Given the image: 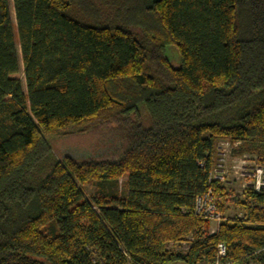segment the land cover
Here are the masks:
<instances>
[{"label":"trees","instance_id":"obj_1","mask_svg":"<svg viewBox=\"0 0 264 264\" xmlns=\"http://www.w3.org/2000/svg\"><path fill=\"white\" fill-rule=\"evenodd\" d=\"M11 6L13 22L0 0V264H264V190L230 200L209 180L220 142L264 165V0ZM106 125L105 154H54L51 140ZM209 190L212 234L195 215ZM229 204L240 216L225 219Z\"/></svg>","mask_w":264,"mask_h":264},{"label":"rangeland","instance_id":"obj_2","mask_svg":"<svg viewBox=\"0 0 264 264\" xmlns=\"http://www.w3.org/2000/svg\"><path fill=\"white\" fill-rule=\"evenodd\" d=\"M8 8L10 11L11 21L13 22V12H12V6H11V0H8ZM16 53L18 58V64H19V70H20V79H21V86L22 90H24V80L22 76V70H21V63H20V57H19V51L18 46H16ZM164 55L169 61V64L172 68L177 69L179 68V57L176 47L174 46H166L164 49ZM113 127L112 125H106L105 127H101L94 132L88 133L86 135H79V136H72L67 139L57 138L55 140H51L52 150L57 158L62 157H71L76 160H83L91 153H97V155L105 154L104 152H101V150L97 151L99 149V144H101L102 139L108 134L110 135L112 133ZM225 142H220L219 146L220 149H224L225 152L221 149V152L225 153L224 157L225 162L221 161L223 156L220 155L219 149L216 151V157H215V164L214 169L219 172L220 176H223V180L221 183L224 185V187L228 191V198L232 200L236 196H241L243 190L245 189V184L248 182V179L244 177L242 174H240L241 170H232V167L238 165L235 158L233 156V149L230 147L224 148L223 145ZM222 145V146H221ZM230 148V152H229ZM232 149V150H231ZM222 165V167H221ZM247 172H250L249 170H245ZM218 174V173H217ZM122 182V181H121ZM120 191L123 190L122 185H120ZM84 195L87 198H90L93 195V189L92 188H84L83 189ZM215 199V198H214ZM223 215L225 219H235V217L240 216L239 211L235 209L231 204L228 205V209L224 210ZM216 231V226L214 223L210 221V227L207 230L208 234H212V232ZM169 250H173V252H179V251H185L187 248L186 243H178V244H169L167 246ZM217 260H220V258L217 256ZM216 263H225V264H233L229 261L224 262H216Z\"/></svg>","mask_w":264,"mask_h":264},{"label":"built area","instance_id":"obj_3","mask_svg":"<svg viewBox=\"0 0 264 264\" xmlns=\"http://www.w3.org/2000/svg\"><path fill=\"white\" fill-rule=\"evenodd\" d=\"M222 146V145H221ZM223 147L228 148L230 145L228 143H225ZM219 153L221 156L224 157L225 150L221 152L220 147H218ZM230 152V148H229ZM237 158L234 160L235 162L238 163V165L232 167V170H241L242 174L244 177L248 179V182L245 184V188L249 187L251 188L254 192L259 193L264 190V165H259L257 162L249 158L247 156H242V157H235ZM225 157L221 159V161L225 162ZM222 167V165H221ZM249 170L250 172H247L245 170ZM218 173V174H217ZM209 180H217L221 182L223 180V176L219 175V172L213 169L212 173L209 176ZM195 215L202 217L205 220H209L212 223L219 224V222L222 221V216L218 212L215 200L212 196L211 190L207 191L206 195L202 198H198L195 202ZM214 232V231H213ZM212 232V233H213ZM217 249V256L222 259L225 258L226 255V249L225 246L221 243H219L216 247ZM216 264H225V263H216Z\"/></svg>","mask_w":264,"mask_h":264},{"label":"bare ground","instance_id":"obj_4","mask_svg":"<svg viewBox=\"0 0 264 264\" xmlns=\"http://www.w3.org/2000/svg\"><path fill=\"white\" fill-rule=\"evenodd\" d=\"M220 213V212H219Z\"/></svg>","mask_w":264,"mask_h":264}]
</instances>
